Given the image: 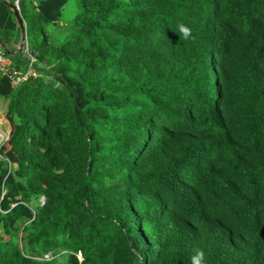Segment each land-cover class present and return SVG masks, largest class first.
I'll list each match as a JSON object with an SVG mask.
<instances>
[{
    "label": "trees",
    "instance_id": "obj_1",
    "mask_svg": "<svg viewBox=\"0 0 264 264\" xmlns=\"http://www.w3.org/2000/svg\"><path fill=\"white\" fill-rule=\"evenodd\" d=\"M68 1L20 0L37 75L0 73V264H264V0H77L59 43Z\"/></svg>",
    "mask_w": 264,
    "mask_h": 264
},
{
    "label": "built area",
    "instance_id": "obj_2",
    "mask_svg": "<svg viewBox=\"0 0 264 264\" xmlns=\"http://www.w3.org/2000/svg\"><path fill=\"white\" fill-rule=\"evenodd\" d=\"M14 8L19 12H21L20 0H16V2L14 3ZM16 47H17V51L24 58H26V56L29 57L28 62L30 67L25 72L12 69L13 62L9 56L11 54L9 47L0 40V73L8 76L11 79L14 86L23 83L32 75H37L34 65L35 57L29 50L28 42L25 41L24 46H22V42H21V44ZM5 122H6V118L2 116L0 113V149L1 146L9 139L11 133V129L5 126ZM0 158H2L1 153H0ZM47 258H49V255H47Z\"/></svg>",
    "mask_w": 264,
    "mask_h": 264
},
{
    "label": "rangeland",
    "instance_id": "obj_3",
    "mask_svg": "<svg viewBox=\"0 0 264 264\" xmlns=\"http://www.w3.org/2000/svg\"><path fill=\"white\" fill-rule=\"evenodd\" d=\"M77 10H78L77 0H69L68 3L66 4V6L64 7L63 15L59 21V24L49 26V31H50L51 35L53 36L54 41L61 43L62 41H64L66 39V37H67L66 32L70 28L71 23L73 22V19L77 13ZM21 40L22 39L20 37V40L17 43L18 45L21 44ZM14 53L15 52L13 51L12 54H14ZM6 105L7 104L4 102V99L2 97H0V113L4 117H5V111L7 109ZM5 126L9 129H11V125H10L9 121H7V119L5 122ZM42 201H43V199H42Z\"/></svg>",
    "mask_w": 264,
    "mask_h": 264
},
{
    "label": "clouds",
    "instance_id": "obj_4",
    "mask_svg": "<svg viewBox=\"0 0 264 264\" xmlns=\"http://www.w3.org/2000/svg\"><path fill=\"white\" fill-rule=\"evenodd\" d=\"M14 5V4H13ZM21 14V12H20ZM24 20V19H23ZM18 21V20H17ZM25 23V21H24ZM19 24V23H18ZM20 27V26H19ZM25 27H26V23H25ZM21 29V27H20ZM177 29H178V32L180 34V36L184 39V40H188L190 38H192V29L187 26L186 24L184 23H179L177 25ZM21 39H22V31H21ZM26 41H27V34H26ZM3 42V41H2ZM22 42V40H21ZM28 42V41H27ZM4 43V42H3ZM5 44V43H4ZM18 44H13V46L16 48V50L14 51L15 53H17V46ZM9 47V46H8ZM10 50V49H9ZM11 54L9 55L10 58L11 56L13 55L12 51L10 50ZM27 61L29 60L27 57H26ZM29 63V62H28ZM191 261H192V264H205V253L202 249H195L194 250V254L192 255L191 257Z\"/></svg>",
    "mask_w": 264,
    "mask_h": 264
},
{
    "label": "water",
    "instance_id": "obj_5",
    "mask_svg": "<svg viewBox=\"0 0 264 264\" xmlns=\"http://www.w3.org/2000/svg\"><path fill=\"white\" fill-rule=\"evenodd\" d=\"M8 4L14 10L15 17L18 20L19 26L21 27V31H22V46H24L25 41H26V27H25V23H24L23 17L20 14V12L14 8V5L12 3H8ZM0 40H1V38H0Z\"/></svg>",
    "mask_w": 264,
    "mask_h": 264
}]
</instances>
